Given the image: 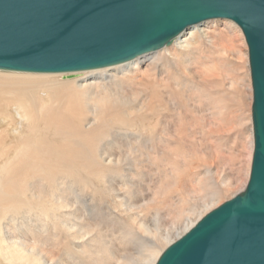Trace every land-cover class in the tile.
Masks as SVG:
<instances>
[{
    "label": "bare ground",
    "instance_id": "6f19581e",
    "mask_svg": "<svg viewBox=\"0 0 264 264\" xmlns=\"http://www.w3.org/2000/svg\"><path fill=\"white\" fill-rule=\"evenodd\" d=\"M253 103L249 47L229 20L114 67L0 71V264H157L247 187ZM247 134L230 180L225 152ZM117 231L144 254L116 259Z\"/></svg>",
    "mask_w": 264,
    "mask_h": 264
},
{
    "label": "water",
    "instance_id": "95a60500",
    "mask_svg": "<svg viewBox=\"0 0 264 264\" xmlns=\"http://www.w3.org/2000/svg\"><path fill=\"white\" fill-rule=\"evenodd\" d=\"M229 20L249 47L255 150L246 189L204 217L157 264H264V0H0V70L105 69Z\"/></svg>",
    "mask_w": 264,
    "mask_h": 264
},
{
    "label": "rangeland",
    "instance_id": "374dc122",
    "mask_svg": "<svg viewBox=\"0 0 264 264\" xmlns=\"http://www.w3.org/2000/svg\"><path fill=\"white\" fill-rule=\"evenodd\" d=\"M0 71H2V70H0ZM4 72V71H3ZM5 72H12V71H5ZM20 73H23V72H20ZM232 128V127H231ZM234 132H238L235 128H234V130H233ZM245 137H246V140H245ZM249 140H250V138H249V135L247 134V135H245L244 136V138L243 139H238V140H236V142H237V144H238V148H235L236 150L234 151L235 152V154L232 156L231 154H229V153H227L226 154V152H225V155H224V153L222 152H218V154L220 153L221 154V156L222 155H224V161H222L223 162V164L225 165V167L229 170H232L231 171V175L229 176L230 177V180H232V179H235V173H237V169H238V167H239V161H240V159H239V156H237L238 155V153H239V149H241V147H239L240 145H242V144H245V143H248L249 142ZM235 141V140H234ZM240 141V142H239ZM239 142V143H238ZM245 142V143H244ZM233 146H235L236 145V143H234V144H232ZM248 145V144H247ZM243 146V145H242ZM213 154V153H212ZM205 154H203V156H204ZM202 156V157H203ZM227 157V158H226ZM228 158H230V159H228ZM238 158V159H237ZM237 159V160H236ZM230 160H231V162H230ZM227 162V163H226ZM227 164V165H226ZM238 166V167H237ZM241 186L240 185H238L237 187H235L231 192H232V194H231V192L230 193H228L226 196H223L221 199H219L218 201L219 202H214V203H217V205H222L223 203H225L226 201H228L229 199H231L232 198V195H233V193L237 190V189H239ZM245 189H246V187H245ZM244 189V190H245ZM243 190V191H244ZM234 196V195H233ZM221 200V201H220ZM214 203H212V204H214ZM211 205V204H210ZM209 205V206H210ZM211 207V206H210ZM205 208L206 207H204V208H202V209H200L199 210V212L200 213H202L203 211H205ZM199 212L197 213V215H199ZM197 215H194L192 218L194 219V218H196L197 217ZM192 219V220H193ZM183 227L184 226H179V229L178 230H175L174 232H172L170 235H169V237H170V239H174L175 237H176V235L178 234V233H181L182 232V229H183ZM108 235H110L109 233H108ZM119 237V232L117 231V232H115L114 233V236H111L109 239L110 240H112V242L114 243V244H116L117 245V248H115L114 249V255H115V257H116V259H118V260H121L122 262H124L125 260H124V258L125 257H135V258H137V257H140V254L141 253H143L144 254V251L141 249V248H137V246L136 245H131V244H126V245H123V244H121L119 241L120 240H118L117 238ZM166 244H167V242H166ZM129 245V246H128ZM131 245V246H130ZM142 255V254H141ZM124 257V258H123Z\"/></svg>",
    "mask_w": 264,
    "mask_h": 264
}]
</instances>
